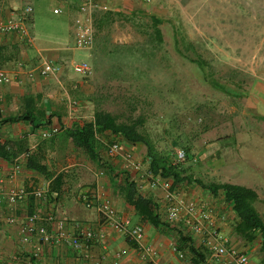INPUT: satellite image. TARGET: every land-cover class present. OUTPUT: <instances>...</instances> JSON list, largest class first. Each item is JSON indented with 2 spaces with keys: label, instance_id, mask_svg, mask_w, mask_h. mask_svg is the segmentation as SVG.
I'll use <instances>...</instances> for the list:
<instances>
[{
  "label": "crops",
  "instance_id": "1",
  "mask_svg": "<svg viewBox=\"0 0 264 264\" xmlns=\"http://www.w3.org/2000/svg\"><path fill=\"white\" fill-rule=\"evenodd\" d=\"M57 1L61 3L58 8L62 10V13L54 14L63 16L65 20L62 21L63 24H57L49 35L61 39L58 46L42 48L34 41L32 45L27 44L16 34L0 33V68L15 76L11 83L0 85V117L29 112L35 117L34 123L20 121L1 126L0 140H10L22 146L20 159H23V152L26 149L41 154L42 164L47 166L48 171L55 175L59 173L68 175L70 189L58 201L49 202L28 198L12 205L7 199L12 186L26 187L29 192L35 189L46 191L50 181L36 171L25 168L20 175L12 179L14 164L0 158V264H189L188 258L182 257L176 250L173 236L161 227L156 228L144 222L135 207L125 199L126 188L123 183L128 177L129 180L138 184L141 192L158 204L159 212L166 215L168 202L165 190L162 187L152 189L148 184L149 159L143 144L134 145L120 141L121 151L109 159L105 156L114 174H118L117 178H113L109 174L108 176L100 174L97 165L75 148L69 139L62 136V129L52 139L43 137V131L50 125L71 127L78 123L92 121L94 116L93 105L87 101L91 91L83 83L84 77L71 70V64L76 62L75 51L79 50L74 46V23L79 16V5L85 0ZM91 1L108 9L122 10L127 13L142 11L157 16H162V13L168 11L164 7L171 8L175 4L173 0L172 4H169L171 0ZM184 1L186 4L189 3L188 0ZM12 2L14 1L2 0L1 12L4 16L10 14L12 8H16L14 5L17 4ZM220 2L224 4L221 6L222 10L219 9L220 13L232 14L234 28L242 15L256 16L253 28L250 29V32L254 31V35L249 34L250 40L256 39L257 31H262L260 35L263 34L264 0H231L230 8L225 6L228 0H220ZM22 3L23 6L30 4L35 8L34 0H22ZM258 16H262L260 23ZM34 22L35 19L31 23L32 26ZM262 43H264V37ZM82 51L87 52L86 57L90 52ZM45 61L60 64L63 67L62 71L48 77H41L36 72L30 78L29 72L36 71ZM21 63L24 64L23 68L20 67ZM249 79L250 83L246 90L248 95L244 97L245 103L242 107L239 105L240 112L242 111L241 119L238 122L234 121L233 124L232 159L235 165L239 162L240 166H244L243 171H253V173L250 172L249 178L241 179L238 185L254 189L258 193L259 201L256 202L255 207L261 214L260 207L264 206V69L250 72ZM47 120H50V123L45 125ZM240 166L238 175L243 173ZM84 194H89L98 202L105 199L111 200L118 221L129 218L132 224H143L146 230L144 243L155 248V258L145 260L144 252L139 244L131 242L125 233L108 226L98 207L87 208L81 200ZM181 195L187 201L194 202L199 209L213 210L218 228L229 241L228 246L246 252L250 264H264V252L261 250L260 239L248 242L235 232L237 218L232 206L225 202L223 196L215 197L198 186L183 187ZM32 213L38 214L42 219L40 222L50 231L56 228L55 223L46 220L49 215H52L54 220L87 224L103 238L92 241L86 254L72 250L64 242L52 243L45 246L36 259L33 255L35 239L29 244L21 241L22 224ZM185 214L184 210L177 224L183 223ZM118 253L120 257H117ZM252 254L258 255L259 261L252 262ZM31 258L36 260L35 263H32ZM209 260L213 264H237L229 254L219 259L210 254Z\"/></svg>",
  "mask_w": 264,
  "mask_h": 264
},
{
  "label": "rangeland",
  "instance_id": "2",
  "mask_svg": "<svg viewBox=\"0 0 264 264\" xmlns=\"http://www.w3.org/2000/svg\"><path fill=\"white\" fill-rule=\"evenodd\" d=\"M13 1L17 4L14 7L23 6L22 0ZM34 1L35 22L29 26L34 42L42 48L58 46L61 39L49 35V32L65 20L63 16L54 14V9L61 3L57 0ZM188 1L186 4L184 0H173L175 4L171 8L163 6L168 10L161 16L166 20L162 29L168 58L162 62V67L153 69L143 79L130 74L107 81L103 71H94L89 78L82 80L91 91V97L100 96L103 108L114 114H127L129 101L135 97L137 112L134 116L147 114V122L158 131L168 127L171 119L174 120L173 134L181 136L180 144L174 150L177 152L188 147L190 156H193L183 162L188 174L206 183L238 184L241 179L249 178L250 172L253 173L250 169L243 171L244 166L239 162L235 165L232 159L233 124L241 119L240 106L244 105L245 99L233 92L231 95L213 88L206 82L205 73L190 58L201 56L210 63L209 70L220 83L234 86L231 82L240 80L243 83L241 90H247L250 72L264 69V32L260 35L262 31H255L256 39L250 40L249 34L254 35L250 29L256 16L242 15L234 28L232 14L220 13L219 9L222 10L224 5L220 0ZM230 2L228 0L225 6H232ZM178 32L186 43L193 46L189 51L182 48L187 58L175 48ZM143 40L144 37L129 25L114 26L115 43L137 44ZM75 53L76 62L83 59L92 61L90 52L87 57L86 51ZM161 58L159 54L158 60ZM92 105L95 111V104ZM167 138L170 143V137ZM157 145L162 148L166 143L160 141ZM239 166L243 171L240 175ZM260 212L264 220L262 205ZM255 260L259 261V257L252 254V262L256 263Z\"/></svg>",
  "mask_w": 264,
  "mask_h": 264
},
{
  "label": "trees",
  "instance_id": "3",
  "mask_svg": "<svg viewBox=\"0 0 264 264\" xmlns=\"http://www.w3.org/2000/svg\"><path fill=\"white\" fill-rule=\"evenodd\" d=\"M2 16L4 15L0 12V17ZM33 17L34 8L33 14L27 17L29 26L34 21ZM165 22L166 20L161 16L150 15L142 11L127 13L122 10L96 8L93 11L94 45L89 50L90 59L92 58L89 63L92 65L93 72L103 71L107 75V81L130 74L138 77V79H143L153 69L162 67V62L168 58L162 29ZM116 24L129 25L134 31L140 33L144 40L137 44L115 43L113 32ZM192 47L190 43L185 42L182 34L178 32L175 40V48L178 53L187 58L188 56L182 48L189 51L193 49ZM159 54L162 56L161 60H158ZM190 61L205 73L206 82L210 83L213 88L231 95L236 94L239 98L247 97L248 91L241 90L242 81L233 80L231 83L236 87L222 84L213 77V72L209 70L211 68L210 63L201 56L190 58ZM87 101L95 104L92 121L83 124L78 123L71 127H60L62 136L69 139L75 148L96 164L100 174H107V176L109 174L113 178L118 177V174H114L113 168L107 160V158H112L107 154L112 143L125 141L134 145L143 144L149 159V181L155 177L168 180L172 183L171 191L175 193L181 192L185 186H198L209 191L215 197L223 196L225 202L232 206L236 215L235 232L248 242L260 239L261 250L264 252V220L255 207L256 202L259 201L258 193L254 189L238 184L206 183L202 179L188 174L183 165L184 161L176 165L172 164L176 155L174 147L180 144L181 138V136L173 134L174 120L171 119L168 127L158 131L157 128L152 127L153 124L150 123L151 126L147 122V114L140 113L138 116H134L137 112V98L135 97L129 101V112L123 115L105 110L100 96H90ZM20 121L34 123L35 117L31 112L5 118L0 117V127ZM49 123L50 120H47L45 125ZM167 137H170V143ZM160 141L166 143L162 148L157 145ZM21 148L22 146L13 141L0 140V158L9 160L13 164L22 163L25 169L36 171L49 180L50 186L45 191V200L51 202L63 198L70 189L68 175L66 173L55 175V173L48 171L47 166L42 164V155L29 149L23 152V159H20ZM185 150L186 160L193 157L190 156L188 147ZM124 181L126 201L135 207L144 222L150 223L156 228L161 227L165 232L170 233L173 236L176 250L188 258L189 264H213L209 260L210 251L208 248L197 244L198 237L193 235L184 221L179 224H177L178 222L169 224L164 214L159 212L158 204L141 192L136 182L129 180L128 177ZM85 195L89 196V194L82 195V201ZM30 198L36 200L32 195L29 196ZM31 261L35 263L36 260L31 258Z\"/></svg>",
  "mask_w": 264,
  "mask_h": 264
},
{
  "label": "built area",
  "instance_id": "4",
  "mask_svg": "<svg viewBox=\"0 0 264 264\" xmlns=\"http://www.w3.org/2000/svg\"><path fill=\"white\" fill-rule=\"evenodd\" d=\"M151 2L152 0H146ZM107 10L106 6H99L91 0H85L79 8V16L74 23L75 33V47L79 50H91L94 45V26H93V11L96 9ZM3 10V3L0 0V12ZM55 14L62 13V10L57 8L54 10ZM33 14L32 5H24L20 8H12L11 13L0 17V33L2 34H16L23 38L29 44H33V36L30 27L27 23V17ZM23 68L24 64H20ZM63 67L60 64H54L50 61H45L40 65L36 71L29 72V77L32 78L34 73L41 77H48L59 74ZM71 70L84 78H89L93 74L92 65L87 60L80 62H73ZM15 79V76L0 68V85L9 84ZM59 125H50L49 128L43 131V137L51 139L60 132ZM121 145L118 142L111 144L107 154L109 157L116 156L121 151ZM187 154L184 150H177L172 164L176 165L185 161ZM24 166L22 163H14L12 172V179H15L23 172ZM102 174V173H101ZM149 186L152 189L162 187L165 190V197L168 202L165 219L169 224H176L180 221L183 211H186L184 222L186 226L197 236V244L204 245L210 251L212 257L219 259L224 255H231L237 264H250L249 256L246 252L237 250L229 245V241L222 234L217 226L215 215L212 209H199L198 206L191 201H187L181 195V192L175 193L171 191L172 183L168 180H162L158 177L149 181ZM34 196L37 200H45V191L42 189H35L31 192L23 186H12L8 193V202L12 205L21 203ZM83 203L87 208L98 207L105 223L118 232L125 233L131 242L139 244L144 252L143 258L153 260L156 256V250L151 245H145L146 230L143 224H132L129 218L124 221L116 219V211L111 200L105 199L98 202L94 197L83 196ZM42 219L38 214L34 213L27 216L25 222L21 227V241L24 244L31 243L34 239L36 246L33 249L34 258H38L45 246L52 243L64 242L72 250L82 253H87V250L94 240H101L103 236L97 235L95 230L81 222H66L63 220H54L52 215L47 217V221L55 223L56 228L50 231L48 227L42 224ZM182 257L184 255L180 253ZM120 257V254H117ZM154 264V263H151Z\"/></svg>",
  "mask_w": 264,
  "mask_h": 264
}]
</instances>
